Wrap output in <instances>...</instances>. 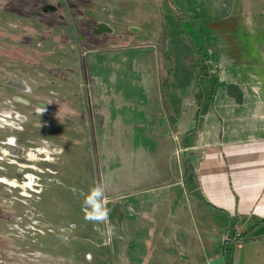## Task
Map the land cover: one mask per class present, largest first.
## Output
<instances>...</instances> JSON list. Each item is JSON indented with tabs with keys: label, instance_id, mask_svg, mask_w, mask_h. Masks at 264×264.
<instances>
[{
	"label": "rangeland",
	"instance_id": "374dc122",
	"mask_svg": "<svg viewBox=\"0 0 264 264\" xmlns=\"http://www.w3.org/2000/svg\"><path fill=\"white\" fill-rule=\"evenodd\" d=\"M20 1L0 0V264H130V255L146 249L133 243L134 228L140 244L146 237L156 242L150 264H174L182 255L176 212L191 207L182 206L185 197L177 195L180 168L172 165L173 159L180 161L175 151L181 134H162L140 120L133 121L131 132L125 124L129 119L113 114L119 104L128 110L130 101L99 98V79L88 69L90 52L107 55L131 44V24L115 15L117 9L122 13L120 5L114 0L78 2L72 4L77 11L66 7L67 24L47 26L17 15L13 7ZM154 2L146 16H134L135 8L126 16L144 19L150 27L161 19L160 29L170 26L169 17L180 18L176 27L204 55L217 32L264 29V0ZM217 3L218 10L213 7ZM82 16L114 31L88 36L76 22ZM27 175L33 184L37 179L36 186L19 188ZM168 176L177 177L176 182ZM98 183L107 186L109 221L116 233L111 238L93 231L83 218L79 191L87 193ZM34 221L41 223L42 234L28 229ZM152 221L161 225L145 231ZM71 227L77 228L68 236L63 229Z\"/></svg>",
	"mask_w": 264,
	"mask_h": 264
},
{
	"label": "crops",
	"instance_id": "0c3cea01",
	"mask_svg": "<svg viewBox=\"0 0 264 264\" xmlns=\"http://www.w3.org/2000/svg\"><path fill=\"white\" fill-rule=\"evenodd\" d=\"M114 1L122 12L115 10L119 21L131 24V44L107 55L90 52L88 69L99 79V98L130 101L128 110L119 104L113 114L126 116L131 132L134 120L146 121L162 134L178 131L179 145L188 149L180 161L172 160L180 168L177 195L185 197L182 206L191 204L176 212L182 255L174 264H207L222 257L223 242H231L235 233L240 241L231 242L230 264H264V29L217 32L204 55L176 27L180 18L169 17L170 26L160 29L161 19L156 28L126 16L129 8H135L134 16H146L154 0ZM213 7L218 10L219 3ZM200 56L207 61L206 74ZM120 219L116 214V224ZM159 224L149 222L144 230ZM75 228L63 231L69 236ZM136 230L133 243L150 251L130 255V264L154 263L155 240L146 237L140 244Z\"/></svg>",
	"mask_w": 264,
	"mask_h": 264
},
{
	"label": "flooded vegetation",
	"instance_id": "af4514ba",
	"mask_svg": "<svg viewBox=\"0 0 264 264\" xmlns=\"http://www.w3.org/2000/svg\"><path fill=\"white\" fill-rule=\"evenodd\" d=\"M88 0H57L55 4H51L49 2L41 3L38 0H24L23 2L17 4L13 7L15 13L22 17L34 18L36 22H40L41 24H45L47 26H53L58 23H66V7L72 6V4L77 5V3H85ZM74 9L77 11V9ZM76 22H78L79 26L83 28L85 33L88 36L91 35V24H87V18L85 17H76ZM67 24V23H66ZM68 32L71 31V27H67ZM24 183V182H23ZM19 187V186H18ZM41 224V223H40ZM92 224V223H90ZM93 231H96V226L94 224L91 225ZM68 231V230H67Z\"/></svg>",
	"mask_w": 264,
	"mask_h": 264
},
{
	"label": "clouds",
	"instance_id": "9594fccd",
	"mask_svg": "<svg viewBox=\"0 0 264 264\" xmlns=\"http://www.w3.org/2000/svg\"><path fill=\"white\" fill-rule=\"evenodd\" d=\"M51 103V102H50ZM44 109L41 111L43 112ZM106 185L98 183L89 189L87 193L82 190L79 191V195L83 197L82 211L84 214V220L94 225H104V229L101 230L97 227L95 230L100 232L102 236L111 238L114 236L115 228L111 226L109 221L108 198L105 195Z\"/></svg>",
	"mask_w": 264,
	"mask_h": 264
},
{
	"label": "water",
	"instance_id": "95a60500",
	"mask_svg": "<svg viewBox=\"0 0 264 264\" xmlns=\"http://www.w3.org/2000/svg\"><path fill=\"white\" fill-rule=\"evenodd\" d=\"M87 24H91V34L92 35H98V34H111L112 33V29L110 28V26L107 23L104 22H96L93 23L90 20H87ZM191 101H189L190 103ZM26 178V182L23 183V185L27 188L30 187V185H35L37 184V179H35V184H33V180L30 176L27 175ZM29 179L31 180V183L29 182ZM207 264H224V261L222 259V257H216V258H212L210 259Z\"/></svg>",
	"mask_w": 264,
	"mask_h": 264
},
{
	"label": "built area",
	"instance_id": "2783aa9c",
	"mask_svg": "<svg viewBox=\"0 0 264 264\" xmlns=\"http://www.w3.org/2000/svg\"><path fill=\"white\" fill-rule=\"evenodd\" d=\"M14 124L16 125V123L13 122V125L11 126V127H13V129H15ZM174 139H175L176 143H178V138L175 137ZM187 150H188L187 148H182V147L179 145V146L177 147V150L175 151L176 158H177V155L182 154L183 152H185V151H187ZM22 184H23V182H21L20 185H17V184H15V185L19 186V188H20V186H21ZM22 190H24V189H22ZM33 192H34V193H37V191H34V190H33ZM21 195L24 196V197H29V195L26 194L25 192H22ZM39 225H41V224L38 223L37 221H34L30 226H28V229H30L32 232H36V233H40V234H42V233L39 231ZM34 226H37V228H34ZM239 237H240V236H239V233H235V234L233 235V237L230 238V240H231V242H237V241H240V238H239Z\"/></svg>",
	"mask_w": 264,
	"mask_h": 264
},
{
	"label": "trees",
	"instance_id": "16d2710c",
	"mask_svg": "<svg viewBox=\"0 0 264 264\" xmlns=\"http://www.w3.org/2000/svg\"><path fill=\"white\" fill-rule=\"evenodd\" d=\"M197 52H199L197 50ZM201 59V68L206 74L207 72V61L200 56ZM230 243V244H229ZM232 251H233V245L231 242H228L227 240L223 242L222 248H221V256L224 259L225 264H230L231 263V256H232Z\"/></svg>",
	"mask_w": 264,
	"mask_h": 264
}]
</instances>
